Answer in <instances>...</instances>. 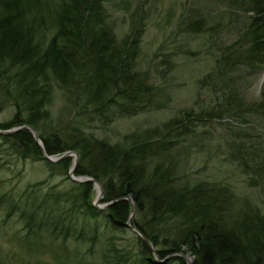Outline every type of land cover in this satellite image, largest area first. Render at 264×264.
I'll return each mask as SVG.
<instances>
[{
	"label": "trees",
	"instance_id": "trees-1",
	"mask_svg": "<svg viewBox=\"0 0 264 264\" xmlns=\"http://www.w3.org/2000/svg\"><path fill=\"white\" fill-rule=\"evenodd\" d=\"M104 2L0 0V113L12 109L0 130L31 126L41 141L40 147L28 129L0 134V237L9 245L0 264H185L182 256L156 261L126 227V196L133 202L129 223L159 260L181 252L191 264H264V201L260 206L227 183L191 177L182 166L189 148L208 135L197 126L226 119L230 164L249 176L248 186H264V75L257 100L246 101L242 91L264 74V0H224L225 12L215 13L234 25V36L199 80L210 102L125 135V144L86 133L84 124L161 110L170 97L138 66L140 21L118 39ZM221 27L219 18L195 17L178 29L212 34ZM164 63L169 68L170 59ZM55 89L65 93L71 116L53 126L48 106ZM66 151L78 153L74 176L101 185L103 208L94 203L92 183L70 179L71 156L43 157ZM27 162H41L48 178L61 181L18 186L3 177Z\"/></svg>",
	"mask_w": 264,
	"mask_h": 264
},
{
	"label": "rangeland",
	"instance_id": "rangeland-1",
	"mask_svg": "<svg viewBox=\"0 0 264 264\" xmlns=\"http://www.w3.org/2000/svg\"><path fill=\"white\" fill-rule=\"evenodd\" d=\"M104 3L118 39L130 32L132 24L135 27L136 22L140 21L138 66L142 71L149 72L151 81L155 84L166 86L170 99L166 108L161 110L117 118L106 125L96 120L87 122L84 124L86 133H92L95 137L110 143L125 144V135L162 125L178 111L185 108L198 109V106L210 102L212 97L210 91L206 87L202 88L199 80L212 70L218 47L230 43L234 36L230 31V27L234 25L223 22L226 16L222 14L219 17L215 16L218 10L224 11L223 7L227 6L224 0H105ZM237 15L243 17L240 13ZM195 17H206L208 22L219 18L222 27L212 34H185L178 29L179 23L183 24L184 19ZM165 59H170L169 68L164 63ZM164 70L167 76L162 77L159 71ZM263 75L247 81L242 90L246 101L258 99ZM64 95L65 93L55 89L51 104L48 106L51 113L50 123L53 126L57 124L58 118H64L66 121L71 116L70 109L65 114L67 109H64L66 102ZM10 113L11 108L1 112L0 121L6 120ZM226 122V119L213 120L203 123L205 126L202 124L197 126L198 132L205 130L208 135L200 145L189 148L182 166L191 177L227 183L237 194L248 197L251 202L262 206L264 186H248L249 176L242 174L229 162L230 156L227 155V146L224 142L227 133ZM73 152L78 156L76 151ZM71 157L73 162V156ZM13 169L15 171H12ZM12 170L3 172V177L6 179L13 177L12 182H17L18 186L44 179H47L49 184L61 181V177L48 178V173L41 162L20 163ZM96 195L95 189L94 203L102 207L103 204H99L101 199L96 201ZM126 237L130 238L131 234L128 233ZM7 246H9L7 241L0 237V260L4 258L5 253L2 251Z\"/></svg>",
	"mask_w": 264,
	"mask_h": 264
},
{
	"label": "water",
	"instance_id": "water-1",
	"mask_svg": "<svg viewBox=\"0 0 264 264\" xmlns=\"http://www.w3.org/2000/svg\"><path fill=\"white\" fill-rule=\"evenodd\" d=\"M19 129H28L31 132V134H32L34 140L36 141V143L41 147V141L39 140L38 134H37L36 130L33 127H31V126L23 125V126L16 127V128H12V129H8V130H0V134L11 133V132H14V131L19 130ZM68 156H73L72 166H71V168L69 170V177H70V179L72 181L78 182V183H83V182L92 183L93 188H95L96 191H97L96 201H98L99 199H101L102 196H103V190L101 188V185L95 179H93L90 176H74L73 175V172H74V170L76 168V164H77V160H78V156H77V154L75 152H73V151H66V152H64L62 155H60L58 157L47 156L45 153L43 154V157L45 159H47L48 161H50V162H57V161L65 158V157H68ZM123 199L128 200L129 203H130V205H131V214H130L127 222L125 223L126 227H128L129 230H131L136 235H138L143 240V242L151 249V251H152V253H153L156 261H159L161 263H165L166 260H168L172 256H182V257L185 258L186 264H191L192 259L190 258V256L188 254H183L181 252L180 253H176V254L169 255V256L165 257L163 260H159V258L157 256V254L155 252V249L153 248L151 242L144 235H142L139 232V230H137V228L135 226H133V225H131L129 223V221H130V219L132 217V212H133V202H132L130 196H126ZM104 206L105 205H103L102 207H100V206H97V207L98 208H103Z\"/></svg>",
	"mask_w": 264,
	"mask_h": 264
}]
</instances>
